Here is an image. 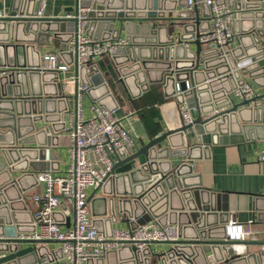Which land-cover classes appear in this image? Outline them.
Masks as SVG:
<instances>
[{"label": "water", "instance_id": "obj_1", "mask_svg": "<svg viewBox=\"0 0 264 264\" xmlns=\"http://www.w3.org/2000/svg\"><path fill=\"white\" fill-rule=\"evenodd\" d=\"M41 1L10 0L9 7L0 2L4 15L0 18V67L7 70L0 77V264H40L44 258L54 262L46 245L60 242L19 236L37 230L26 196L38 185V173L54 171L58 164L50 148L57 144L49 141L57 140L52 131L65 130L61 122L75 109L79 87H88L82 96L88 95L110 112L119 108L99 68L77 66L70 42L78 21L37 18ZM188 1L75 0V6L66 11L77 16L81 9H88L84 14L87 34L95 40L125 39V46L111 61L117 85L133 100L149 91L150 84H160L166 98H173L179 107L188 105L196 114L193 124L149 137L141 148L118 149L109 177L98 187L104 196H90V229L105 237L111 238L120 222L133 230L156 222L162 227L177 226L179 240L154 244L168 245L167 251L123 246L88 264H264V242L256 244L258 251L242 255L225 241L229 194L204 189L195 173L202 152L205 156L211 147L250 143L264 134V106L258 105L264 97L240 100L234 96L246 82L264 87V0H216L236 11L237 47L227 50L204 46L199 40L209 28L204 0H194L201 3L203 16L197 4L189 18L174 17ZM40 33L53 36L55 49L71 67L68 73L41 72V51L36 49ZM187 81L192 86L189 91ZM177 84L184 92L179 96ZM42 123L46 127H39ZM193 131L197 144L187 145L185 140ZM204 135L211 136V146H203ZM99 205L103 208L98 209ZM55 216L60 219L59 213ZM24 245L31 247L20 249ZM55 256L62 258L61 248Z\"/></svg>", "mask_w": 264, "mask_h": 264}, {"label": "built area", "instance_id": "obj_2", "mask_svg": "<svg viewBox=\"0 0 264 264\" xmlns=\"http://www.w3.org/2000/svg\"><path fill=\"white\" fill-rule=\"evenodd\" d=\"M210 14L209 28L200 34V42L204 46H214L227 50L234 42L236 35L233 22L236 11L228 4H218L216 0L203 2ZM189 0L188 5L179 8L173 15L176 19L184 20L190 17L195 5ZM47 0H42L37 18H45ZM88 9H81L79 14L68 13L65 18L78 21L77 29L70 46L73 47L77 66L91 65L99 59H109L122 49L126 41L123 38L95 40L88 36V23L84 14ZM4 15L0 12V18ZM250 61L240 64L244 67ZM41 72L52 71L68 73L71 67L60 61L59 54H48L43 58ZM6 69L0 67V77L6 74ZM192 89L191 83L186 82V90ZM88 87L80 86L75 109L67 114L65 130L70 138L69 163L66 172L54 176L52 171L38 173V185L42 186L40 193L32 197L37 210L34 215V234H22L21 239L38 241H58L61 243L62 258L50 263L44 258L40 264H88L90 260L102 258L106 253L119 250L123 246L136 247L145 250L154 247L155 243H170L179 240L177 226H160L151 222L137 229H116L111 238L90 229L92 225L91 201L89 190L103 185L114 166V154L123 147H133L134 141L124 129L121 122L105 107L94 104L91 117L86 119L82 108V92ZM180 84L176 85V96L183 94ZM234 96L240 100H251L256 97V89L246 82L234 91ZM264 106V105H263ZM180 114L183 124L191 125L195 120V111L188 105H181ZM1 158V154H0ZM259 161L264 163V150ZM65 208L58 212L62 205ZM56 213L62 214L58 220ZM73 219V222L70 221ZM70 220V221H69ZM69 223V228L65 226ZM254 220L241 223L231 218L225 228L226 242L241 245L252 240L256 233L253 230ZM235 243V244H234Z\"/></svg>", "mask_w": 264, "mask_h": 264}, {"label": "crops", "instance_id": "obj_3", "mask_svg": "<svg viewBox=\"0 0 264 264\" xmlns=\"http://www.w3.org/2000/svg\"><path fill=\"white\" fill-rule=\"evenodd\" d=\"M0 2H4L6 7L10 5V0H0ZM74 6L75 0H47L45 18H65L68 14L66 11ZM262 10L264 11V3ZM199 11L201 16H203L205 11L201 8V5L199 6ZM173 30L170 29V33ZM180 32H182L181 29ZM262 42V47H264V39H262ZM236 45L237 43L234 40L230 49L236 48ZM36 49L41 51L42 64L44 56L59 54L53 45V36L51 34L40 33L37 38ZM34 58L36 60L37 56ZM66 60L69 61V57ZM60 61L66 63L61 57ZM91 65H96L99 68L106 83L110 86L119 107L113 113V116L121 122L124 129L130 134L134 141L133 147L137 149L141 148L149 142V137H158L183 125L180 107L173 98H166L164 85L150 84L149 91L133 100L122 86L117 85L118 76L116 75L114 63L111 60L99 59ZM253 87L256 89V97H264V87L256 84ZM81 104L85 118L89 119L91 117V108L96 103L85 94L82 96ZM258 105H264V98L258 101ZM65 121L66 119L61 123ZM39 125L41 128L46 127L43 123ZM52 135V137H57V140H50L49 144H57L56 147L50 148L54 149V155L58 158V164L53 166L54 171L49 168L48 171H52L54 176H60L68 168L70 138L66 130L57 134L52 131ZM260 135V139L250 143H233L211 147L208 155L205 154L204 156L202 152L198 157L200 159L195 162V173L200 176L204 189L229 194L230 219L235 218L241 223L254 220L255 223L252 228L256 233L255 237L245 244L235 245L234 247L237 253L242 255L258 251L259 247L256 244L264 242V163L259 161L260 154L264 150V134ZM188 136L185 143L187 145L188 143L196 145L197 133L193 131ZM202 140L203 146H211L212 139L210 135H204ZM98 189H90L89 197L94 193H96L94 197H103V190ZM41 190L42 186L37 185L26 196L28 209L33 217L37 206L32 201V197L40 193ZM64 208L65 205L63 204L58 212L61 213ZM99 208H103V205L98 206ZM60 217L62 219V214H60ZM70 222L72 223L73 219ZM69 227L68 223L65 229ZM116 229L126 230L129 229V226L120 222L115 225ZM28 247H31V245H24L20 249ZM46 248L48 253L54 255V262L59 259L55 254L61 248V244L51 242L46 245ZM153 248H156L158 251H167L169 246L162 244L157 247L155 245Z\"/></svg>", "mask_w": 264, "mask_h": 264}, {"label": "rangeland", "instance_id": "obj_4", "mask_svg": "<svg viewBox=\"0 0 264 264\" xmlns=\"http://www.w3.org/2000/svg\"><path fill=\"white\" fill-rule=\"evenodd\" d=\"M99 207H100V205H99Z\"/></svg>", "mask_w": 264, "mask_h": 264}]
</instances>
